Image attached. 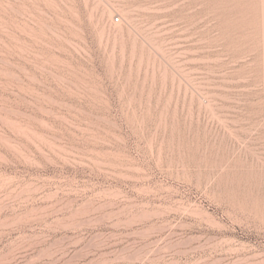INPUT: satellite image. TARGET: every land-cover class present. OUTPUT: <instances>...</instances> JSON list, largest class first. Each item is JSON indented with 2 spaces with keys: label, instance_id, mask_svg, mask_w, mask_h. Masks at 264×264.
<instances>
[{
  "label": "rangeland",
  "instance_id": "374dc122",
  "mask_svg": "<svg viewBox=\"0 0 264 264\" xmlns=\"http://www.w3.org/2000/svg\"><path fill=\"white\" fill-rule=\"evenodd\" d=\"M0 264H264V0H0Z\"/></svg>",
  "mask_w": 264,
  "mask_h": 264
},
{
  "label": "bare ground",
  "instance_id": "6f19581e",
  "mask_svg": "<svg viewBox=\"0 0 264 264\" xmlns=\"http://www.w3.org/2000/svg\"><path fill=\"white\" fill-rule=\"evenodd\" d=\"M133 177V176H132ZM150 186V185H149ZM171 186V185H170ZM171 188V187H170ZM170 188H167V186H164V185H159V186H150L148 192L153 196V199L155 200H159L161 201V198L164 196V193H169L170 194V197L172 196V191H170ZM180 198V197H178ZM178 198H176L178 200ZM147 201V200H146ZM154 201V200H153ZM151 200H148V205L146 210L144 211V213H142L141 215H139L137 217V219H126L127 221V224H125L126 226H135V225H144L148 228H153V232L154 233H157V234H160L161 232L165 231L167 228H171V227H177L179 225H174L172 224V222L169 221V219L167 218V216L171 213V211L167 210L166 208L164 207H160V206H157V205H162L161 202H153ZM189 202V201H187ZM145 203V202H144ZM164 203V202H163ZM190 203V202H189ZM146 204V203H145ZM177 204V203H176ZM180 205V203L178 204ZM166 206V205H165ZM171 206V205H170ZM173 206V205H172ZM184 206V205H183ZM188 206V205H187ZM177 207V206H176ZM193 207V206H192ZM91 208V207H90ZM89 208V209H90ZM171 208V207H169ZM175 208V207H174ZM188 208V207H187ZM92 209V208H91ZM95 209V208H94ZM98 210V209H97ZM172 210V209H171ZM180 210V209H178ZM183 210V209H182ZM184 210H187L186 214H188V216L190 218H194L195 220H197L198 218L204 220L207 225L209 226L208 229H211V230H218V231H221L224 232V231H227L225 225H223V223H220V222H217L216 219H214L212 217V214L210 212H208L207 210H197V209H184ZM95 211V210H94ZM174 211V210H173ZM176 211V210H175ZM181 211V210H180ZM92 212V211H90ZM179 212V211H178ZM88 214V212H87ZM92 214V213H91ZM112 215V214H111ZM84 216V215H83ZM85 218H88V217H85ZM82 219V218H81ZM88 220V219H87ZM86 219L83 221V223H87L89 225L93 224L90 218V220L87 221ZM162 221V222H166L168 224H162L161 226H156L157 222L158 221ZM95 221V220H94ZM81 223V222H80ZM96 223V221H95ZM87 224V225H88ZM85 225V224H84ZM83 225V226H84ZM86 225V226H87ZM159 225V224H158ZM77 226V225H76ZM92 226V225H91ZM182 228L183 227H188V228H191L193 226V223H187V224H184L181 225ZM179 226V227H181ZM78 227H81L80 224H78ZM229 237V236H228ZM228 239H233V238H228Z\"/></svg>",
  "mask_w": 264,
  "mask_h": 264
},
{
  "label": "built area",
  "instance_id": "2783aa9c",
  "mask_svg": "<svg viewBox=\"0 0 264 264\" xmlns=\"http://www.w3.org/2000/svg\"><path fill=\"white\" fill-rule=\"evenodd\" d=\"M115 22H120V17L119 16H117V17H114V19H113Z\"/></svg>",
  "mask_w": 264,
  "mask_h": 264
}]
</instances>
